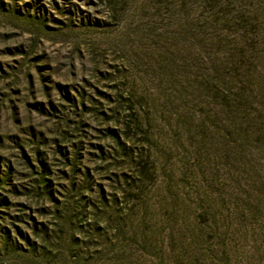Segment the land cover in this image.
I'll return each instance as SVG.
<instances>
[{"label": "rangeland", "instance_id": "rangeland-1", "mask_svg": "<svg viewBox=\"0 0 264 264\" xmlns=\"http://www.w3.org/2000/svg\"><path fill=\"white\" fill-rule=\"evenodd\" d=\"M200 3L0 0V264H264V89L203 87Z\"/></svg>", "mask_w": 264, "mask_h": 264}, {"label": "trees", "instance_id": "trees-1", "mask_svg": "<svg viewBox=\"0 0 264 264\" xmlns=\"http://www.w3.org/2000/svg\"><path fill=\"white\" fill-rule=\"evenodd\" d=\"M200 2L199 36L202 48H209L208 44L217 47L213 53L214 58H210L211 67L203 68V87L214 92L215 97L220 100L219 104L234 114L235 120H248L249 110L255 104L256 92L264 89L263 84L256 82V78L264 80V77L260 75L257 63L255 51L260 42L256 41L257 26L249 17L252 11L242 9L238 5L240 0ZM210 82L212 88L208 86ZM237 114H241V117H237ZM262 117L260 114L258 120Z\"/></svg>", "mask_w": 264, "mask_h": 264}]
</instances>
